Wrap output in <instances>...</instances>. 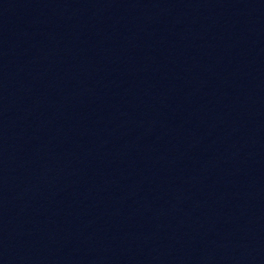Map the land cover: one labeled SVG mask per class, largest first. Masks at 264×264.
Returning <instances> with one entry per match:
<instances>
[{"label": "water", "instance_id": "water-1", "mask_svg": "<svg viewBox=\"0 0 264 264\" xmlns=\"http://www.w3.org/2000/svg\"><path fill=\"white\" fill-rule=\"evenodd\" d=\"M0 264H264V0H0Z\"/></svg>", "mask_w": 264, "mask_h": 264}]
</instances>
